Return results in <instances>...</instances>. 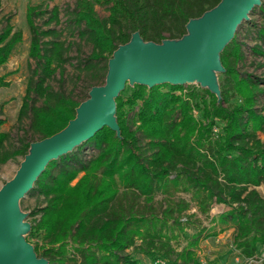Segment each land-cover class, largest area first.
Listing matches in <instances>:
<instances>
[{"label":"trees","instance_id":"16d2710c","mask_svg":"<svg viewBox=\"0 0 264 264\" xmlns=\"http://www.w3.org/2000/svg\"><path fill=\"white\" fill-rule=\"evenodd\" d=\"M218 1L76 0L63 8L64 26H57L58 5L29 3L28 55L34 64L17 122L28 119L32 133L7 148L9 134L0 130V163L19 154L23 158L31 141L65 126L89 88L104 82L108 57L132 31L138 29L145 40L179 37L190 17ZM97 4H105L108 13L101 16ZM66 30L90 43L86 55L70 54L76 42L63 38ZM256 31L259 39L249 49L254 57L264 56V25ZM21 38L11 15L1 16L0 65ZM242 45L234 33L220 52L225 69L218 73L219 100L194 83H134L115 98L120 136L104 125L48 161L27 191L43 198L30 211L27 233L35 238L27 237L38 255L48 264L197 263L195 247L206 230L198 226L199 214H207L217 202L224 208L210 219L213 233L231 223L232 243L241 257H258L264 251V195L258 189L264 186V137L258 133L264 130V76L240 68L247 59ZM68 64L77 78L86 76L78 98L64 88ZM56 75L58 87L52 84ZM5 84L1 75L0 86ZM180 191L188 192L189 199ZM187 227L193 230L186 232ZM177 232L187 239L180 249L171 241Z\"/></svg>","mask_w":264,"mask_h":264},{"label":"water","instance_id":"95a60500","mask_svg":"<svg viewBox=\"0 0 264 264\" xmlns=\"http://www.w3.org/2000/svg\"><path fill=\"white\" fill-rule=\"evenodd\" d=\"M261 0H219L200 15L190 17L179 37L145 40L138 29L119 43L107 60L104 82L94 84L75 108L74 117L58 131L29 143L15 174L0 187V264H48L26 237L31 228L19 200L50 159L71 150L107 125L120 136L116 96L126 81L148 87L169 82L197 83L221 97L218 73L225 67L220 58L238 24Z\"/></svg>","mask_w":264,"mask_h":264},{"label":"rangeland","instance_id":"374dc122","mask_svg":"<svg viewBox=\"0 0 264 264\" xmlns=\"http://www.w3.org/2000/svg\"><path fill=\"white\" fill-rule=\"evenodd\" d=\"M75 1L76 0H0V17L5 14H10L11 22L14 27L22 31L21 40L15 45L7 61L0 65V76L3 75L7 81V84L0 86V117L4 119L0 124V130L6 131L9 134L8 139L5 140L7 148H12L17 145L20 138L25 134L27 135V139H30L32 133V130L27 124L28 119L25 120L23 124L17 122V113L25 91L26 80L30 73V67L34 64L33 59L28 55L30 32L26 21L27 5L29 3H42L43 6L48 8H51L55 4L58 5L61 8V12L60 23L57 26H64L67 20V14L63 8L67 5L72 7ZM261 5L264 6V0H262L261 4L255 5L256 8L249 13V18L243 20L242 24L236 28L235 33H237V39L243 42L242 47L247 55L244 66L240 68L256 75L264 76V62L261 65L257 64V62L264 61V56L257 54L254 57V54H252L249 49V47L259 39L256 28L264 25V12L260 8ZM96 9L101 16L108 13L105 4H97ZM62 36L68 40L75 39L74 41L76 43L72 44L70 48L71 55L75 56L80 54L84 56L90 51V43L78 39L70 30L64 31ZM72 60L75 61L74 59ZM66 75L67 80L64 82V88L71 91L77 98L82 96L83 91H85L83 86L84 79L86 78L85 74L78 75L77 78L73 65L68 64ZM58 76L59 75H56L52 80V84L56 87L60 85L57 79ZM188 84L191 83H184L183 85ZM130 86L131 84L126 81L125 88L128 92L130 91ZM258 133L259 136L264 137V130ZM21 160L22 156L19 154L0 163V187L6 180L10 179L15 174ZM76 180L77 178H74L72 183ZM258 189L264 195V186L259 185ZM179 194L186 199L190 197L188 192L180 191ZM160 198L161 195L158 194L156 199L159 200ZM42 202L43 198L41 195L37 193H25L19 200L20 209L27 213L24 220L33 219V216L30 215V211ZM223 208V203L217 202L213 204L207 214H199L202 218V222L201 224H196H198V226H205L206 230L203 231L198 245L195 247L198 262L192 264H250L251 262L260 264L261 261L264 260V251L258 257L252 258H243L239 255L238 250L232 243L234 227L231 223L223 230H218L215 234L213 233V220L211 221L210 219ZM191 210H194V207H192ZM192 230L191 227H187L185 231L190 233ZM177 234L178 236L173 237L171 241L176 249H180L186 244L187 239L185 233L177 232ZM25 235L28 237L27 233ZM34 239V237L29 238L31 241ZM133 253L143 257L144 260L149 263L154 261L151 256L143 255V253L140 252Z\"/></svg>","mask_w":264,"mask_h":264}]
</instances>
